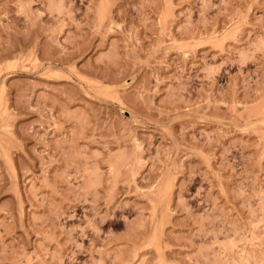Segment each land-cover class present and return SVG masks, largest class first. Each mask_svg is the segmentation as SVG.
<instances>
[{
    "label": "rangeland",
    "instance_id": "1",
    "mask_svg": "<svg viewBox=\"0 0 264 264\" xmlns=\"http://www.w3.org/2000/svg\"><path fill=\"white\" fill-rule=\"evenodd\" d=\"M0 264H264V0H0Z\"/></svg>",
    "mask_w": 264,
    "mask_h": 264
}]
</instances>
